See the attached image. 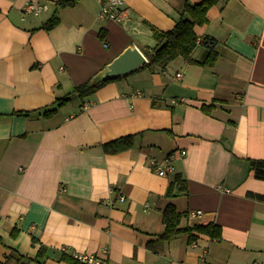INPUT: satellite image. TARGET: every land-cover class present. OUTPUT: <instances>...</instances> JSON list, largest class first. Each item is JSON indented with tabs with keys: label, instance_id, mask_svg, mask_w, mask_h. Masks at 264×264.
I'll use <instances>...</instances> for the list:
<instances>
[{
	"label": "crops",
	"instance_id": "crops-1",
	"mask_svg": "<svg viewBox=\"0 0 264 264\" xmlns=\"http://www.w3.org/2000/svg\"><path fill=\"white\" fill-rule=\"evenodd\" d=\"M123 1L127 17L113 21L98 17V0H0V264L11 250L35 259L32 238L51 250L43 264H68L61 251L107 264H264V181L249 164L264 160V0L211 7L194 29L196 63L143 66L72 100L127 47L150 52V28L171 30L184 0ZM26 3L47 9L24 15ZM54 12L58 24L40 29ZM204 37L215 41L210 67ZM67 96L53 116L38 112ZM128 135L130 149L104 152ZM171 152L169 176L146 166ZM176 174L186 194L169 199ZM168 204L187 214L181 228L215 224L220 239L159 241Z\"/></svg>",
	"mask_w": 264,
	"mask_h": 264
},
{
	"label": "trees",
	"instance_id": "trees-1",
	"mask_svg": "<svg viewBox=\"0 0 264 264\" xmlns=\"http://www.w3.org/2000/svg\"><path fill=\"white\" fill-rule=\"evenodd\" d=\"M77 1L78 0H55V5L58 8L72 7ZM227 1L228 0H201L198 3H192L190 0H184L181 6L176 9L179 14V19L171 30L162 32L155 28H150L151 35L156 41V45L145 55L148 60V63L145 66L163 70L170 62L177 58L182 59L188 64L196 63L192 59V53L198 45V37L196 36L194 29L196 26H202L208 22L207 12L211 7L217 4L222 5ZM58 22L59 18L57 13L54 12L50 19L40 29L50 30L56 26ZM100 38H104L103 32L100 33ZM199 43L204 45L208 50L207 57L202 64L209 67L212 66L216 60L214 52L215 41L212 38L204 37L201 41H199ZM93 78L87 83L76 87L73 93L79 97H83L92 94L94 91L107 83L116 81V79H113L93 83ZM69 100V96L57 99L53 105L38 112L42 111V117L44 118L51 117ZM204 111H207V109ZM132 144L133 136L128 135L104 144L103 150L108 154H116L130 149ZM249 164L254 178L264 181V160L249 159ZM186 190V181L179 174H176L167 186L165 197L172 199L186 194ZM258 198L264 200V197ZM186 217L187 214L177 212L176 208L172 204H168L161 215L164 231L158 236V240H169L179 234H187L189 242L195 241L197 235H205L211 239H220L221 228L215 224H194L189 227L181 228L180 222ZM17 233L18 229L14 228L10 235L14 237ZM32 243L38 244L35 259L24 257L18 254L15 250H11L10 254L5 256L4 264H8L12 259H14V256H16L17 261L20 262L24 261L25 263H29L34 261L37 264H43L44 259L48 256L49 251L51 250L34 238H32ZM59 259L67 262L68 264H84L75 258L73 254H67L64 251L60 252Z\"/></svg>",
	"mask_w": 264,
	"mask_h": 264
},
{
	"label": "built area",
	"instance_id": "built-area-1",
	"mask_svg": "<svg viewBox=\"0 0 264 264\" xmlns=\"http://www.w3.org/2000/svg\"><path fill=\"white\" fill-rule=\"evenodd\" d=\"M100 3V10L98 13V17L101 19L119 21L120 19H125L127 17V9L123 7V0H98ZM47 9L46 5H39L34 3H26L22 7V14H39L42 11ZM176 78L179 79L181 77L180 73H177ZM185 151H180L179 156H184ZM176 159V155L174 152L167 154L162 158L148 157L146 159V166L155 174L167 177L174 172V160ZM118 200L123 202L125 197L123 195L118 196ZM147 207V205H146ZM201 212H192L191 216H198ZM80 262L84 264H107L106 260L103 257L97 256H89L80 254L74 255Z\"/></svg>",
	"mask_w": 264,
	"mask_h": 264
},
{
	"label": "water",
	"instance_id": "water-1",
	"mask_svg": "<svg viewBox=\"0 0 264 264\" xmlns=\"http://www.w3.org/2000/svg\"><path fill=\"white\" fill-rule=\"evenodd\" d=\"M147 63V58L138 48L135 46L127 47L94 76L93 83L127 77Z\"/></svg>",
	"mask_w": 264,
	"mask_h": 264
},
{
	"label": "rangeland",
	"instance_id": "rangeland-1",
	"mask_svg": "<svg viewBox=\"0 0 264 264\" xmlns=\"http://www.w3.org/2000/svg\"><path fill=\"white\" fill-rule=\"evenodd\" d=\"M72 94H74V93H72ZM72 100H78V99H76V95L75 94L73 95Z\"/></svg>",
	"mask_w": 264,
	"mask_h": 264
}]
</instances>
